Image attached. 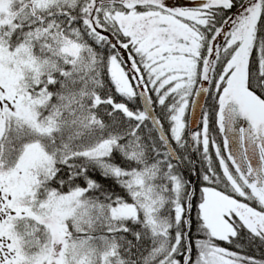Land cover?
<instances>
[{"label": "snow or ice", "instance_id": "1", "mask_svg": "<svg viewBox=\"0 0 264 264\" xmlns=\"http://www.w3.org/2000/svg\"><path fill=\"white\" fill-rule=\"evenodd\" d=\"M0 264H264V0H0Z\"/></svg>", "mask_w": 264, "mask_h": 264}]
</instances>
